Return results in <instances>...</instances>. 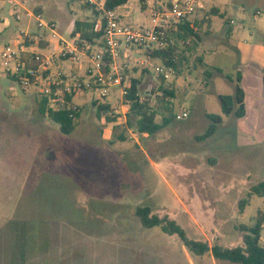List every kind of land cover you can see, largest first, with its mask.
Returning <instances> with one entry per match:
<instances>
[{
    "label": "rangeland",
    "instance_id": "374dc122",
    "mask_svg": "<svg viewBox=\"0 0 264 264\" xmlns=\"http://www.w3.org/2000/svg\"><path fill=\"white\" fill-rule=\"evenodd\" d=\"M16 1L29 10L41 8L44 21L57 23L58 36L32 19V30L46 36L49 46L41 52L48 56L58 50L60 36L71 39L77 21L100 25L82 0ZM207 1L235 19L234 34L214 17L212 33H200L201 43L188 53L181 76L163 82L152 64H141L145 53L134 48L120 60L126 81L141 79V98L151 97L153 107L157 96L164 99L162 84L175 92L158 101L162 108L171 102L172 113H159V123L171 121L154 135L126 125L130 106L116 88L107 98L99 90L76 96L81 114L69 135L44 119L38 100L50 81L79 75L68 60L52 61L49 76L27 89L0 71V264H234L215 260L211 252L195 256L177 235L144 228L136 215L138 206H148L177 221L192 239L234 247L242 244L237 228L252 224L264 210V195L253 192L264 182V113L262 123L248 124L224 115L220 101L235 93L236 51L245 41L255 43L256 21L264 24V0H241L246 12L228 9L222 0ZM162 2L169 0H152L144 10L140 0H130L118 12L124 24L150 26L151 9ZM1 4L10 10L14 2ZM18 7L23 20L13 29L26 30L28 19ZM12 38L2 35L1 46L17 39ZM94 101L110 103L116 121L99 118ZM209 115L223 121L204 137L212 124ZM187 216H197L202 230Z\"/></svg>",
    "mask_w": 264,
    "mask_h": 264
},
{
    "label": "built area",
    "instance_id": "2783aa9c",
    "mask_svg": "<svg viewBox=\"0 0 264 264\" xmlns=\"http://www.w3.org/2000/svg\"><path fill=\"white\" fill-rule=\"evenodd\" d=\"M82 1L91 4L100 12V24H104L103 47L82 40L79 34L70 40L60 36L57 42L58 50L47 56L39 50L40 40L45 36L44 34L35 35L20 30L14 42H9L0 48V71L19 77V85L23 89L38 84L40 79H45L44 72L48 71L54 59L68 60L77 66L78 76L72 79L62 76L60 79L53 78L50 81L59 87L54 92L57 99L52 100L53 107L56 106L57 101L60 106L69 104L65 100L67 94L73 97V102L76 96L84 95L90 90H99L102 97L107 98L115 88L120 90V99L124 103L130 86L124 76L120 60L131 56L127 54L130 53L131 48L145 53L147 62L141 61L142 65L152 64L155 74L165 81L170 79L174 69L167 67L161 60H153L148 53L165 50L169 44L168 29L192 18L200 3V0H170V5L163 4L151 9L150 26L135 28L124 24L118 11L107 9L106 0ZM33 16L40 30H51L58 36L56 22L44 21L40 13ZM10 27L11 22L8 18H0V31ZM46 91L51 92L49 88ZM74 106L77 105L74 103ZM185 115L186 113L179 114L176 117L183 119ZM111 116L116 118L117 112L113 110Z\"/></svg>",
    "mask_w": 264,
    "mask_h": 264
},
{
    "label": "trees",
    "instance_id": "16d2710c",
    "mask_svg": "<svg viewBox=\"0 0 264 264\" xmlns=\"http://www.w3.org/2000/svg\"><path fill=\"white\" fill-rule=\"evenodd\" d=\"M76 2L79 0H70ZM130 0H106L105 6L109 10L118 11V9L126 4ZM142 8L148 9V0H140ZM86 11H92V14L98 18L100 12L91 4L84 3ZM170 5V2L167 3ZM39 9V8H38ZM98 23L96 20L91 22L77 21L76 29L72 33L75 37L80 35L82 40L89 41L93 45L100 47L104 46V24L101 23L99 28L96 26ZM169 44L163 51H152L148 55L153 60H161L167 67L174 69L176 77L181 76L185 70V64L189 62L188 53L196 50L201 43V36L198 30L191 26V22L184 20L174 27L168 29ZM48 73L44 72V77L47 78ZM11 79L20 84L19 77H13L8 75ZM126 78V72L124 73ZM231 81H234L232 77L227 76ZM163 82L165 81L162 78ZM129 83V94L124 98V103L130 106V115L127 119L126 125L131 128H137L141 134L154 135L158 133L162 128L167 125L171 118H164L162 123L157 121V117L164 109L172 113V103L167 101V104L162 108L158 101H166L165 98H174V90H170L161 85L160 89L163 92L162 96L156 97V106H152V98L148 97L145 100L141 98V79L131 78ZM59 87L52 82L49 84L51 92L44 91L39 103V112L44 117L55 124L59 125L60 132L66 135L71 134L76 127L77 119L80 117L81 108L74 106L73 97L66 95L65 100L69 103L64 106H60L59 101L56 102V106L53 105V99H57L54 96V92ZM106 98V97H105ZM222 112L224 115H235L237 118H242L246 114L245 107V91L241 86V75H238L235 83V93L233 95H221L220 96ZM97 105L98 102L94 101ZM98 117H105L108 123L116 121L111 117L112 107L110 103L98 104ZM110 116V117H109ZM212 120V124L207 130L204 137L211 136L217 125L223 121L221 115H209ZM121 140H126L124 135L120 136ZM253 192L264 195V182L253 187ZM136 215L140 224L144 228L160 227L162 231L169 235H177L183 243L187 246L191 253L195 256H204L211 252L215 260L229 261L234 264H264V246L262 245V231L264 230V210H259L255 221L250 225H241L238 227V231L241 233L242 244L234 247H222L220 245L210 246L209 243L200 240L192 239L189 237L185 229L182 228L177 221L171 219L169 216H158L153 213L151 207L138 206Z\"/></svg>",
    "mask_w": 264,
    "mask_h": 264
},
{
    "label": "crops",
    "instance_id": "0c3cea01",
    "mask_svg": "<svg viewBox=\"0 0 264 264\" xmlns=\"http://www.w3.org/2000/svg\"><path fill=\"white\" fill-rule=\"evenodd\" d=\"M14 1H15L14 5L10 7V10L9 9L6 10L3 4L0 5V18H8L11 22V27L9 29L0 31V48L5 46L7 43L11 42L8 41L3 46H1L3 42L2 35L4 34L13 35L12 40H15L18 36V32L20 30H24V29H18L17 31H15L13 29L14 23H20L23 20L18 6H21V8L25 12L26 18L28 19V21H26L27 29L24 31H28L35 35H41L40 33H37L32 30V19H35L33 15L39 13L43 14L41 8L39 9L37 8L35 11L29 10L25 6L24 2L19 3L16 0ZM222 1L224 2L223 5L228 9L234 7L236 11L239 10L242 12L247 11L246 7L243 5L241 0H222ZM151 2L152 0H148V7L149 5H152ZM163 4L165 3L162 2L161 5ZM7 11L11 12V17L8 16ZM196 12L197 13L192 18L188 19V21L191 22V26L193 28L200 31L199 33H202V31H204L206 36H210L213 28V18L220 17L224 20V23L226 25V30H225L226 33L231 36L234 34L233 25L236 24V21L232 16L228 15L229 13L227 12V10L223 11L221 8L212 6L207 0L206 1L200 0ZM256 14L260 15V11H257ZM205 24L208 27L206 30L203 29V25ZM256 26H258L259 31L257 33L255 43L245 41V43L240 44V47L236 51L238 54V64H239L238 68L240 69L239 75H241V85L243 86L242 88L245 91L246 114L241 119L244 121H249L247 122L248 124H250L251 122L253 124L258 122L262 123V119H263L262 115L264 113V37L261 34L262 31H264V24L262 20L256 21ZM72 37L74 36L72 35L71 38ZM48 44L49 43L46 40V36H42L39 44V50L41 51L47 48L49 46ZM127 54L132 55L131 52ZM54 60L52 61L54 62ZM202 60L203 58L200 56L199 62H201ZM66 62L68 61L65 60L64 63L66 64ZM75 67L77 66L75 65ZM50 69H51V65L49 66L47 73L51 72ZM64 75L63 77H65ZM260 131L261 129H258L259 133ZM187 217L194 222L195 227H198L200 230H202L200 226H197L199 224L197 216H187ZM191 264H194L193 261L191 262Z\"/></svg>",
    "mask_w": 264,
    "mask_h": 264
}]
</instances>
